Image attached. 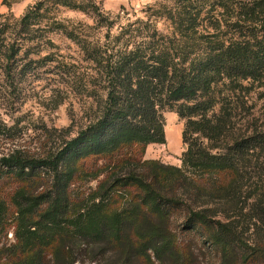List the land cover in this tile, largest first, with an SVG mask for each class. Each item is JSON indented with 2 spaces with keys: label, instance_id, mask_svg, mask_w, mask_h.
I'll list each match as a JSON object with an SVG mask.
<instances>
[{
  "label": "trees",
  "instance_id": "1",
  "mask_svg": "<svg viewBox=\"0 0 264 264\" xmlns=\"http://www.w3.org/2000/svg\"><path fill=\"white\" fill-rule=\"evenodd\" d=\"M62 8L91 14L103 37L70 29L56 17ZM7 20L0 14L5 75L22 52L52 46L38 36L43 23L79 45L90 67L68 74L88 101L77 135L44 157H0V183L15 186L0 215L10 198L23 249L6 264H72L80 242L114 264H152L148 250L159 264H182L173 233L182 213L221 264H264V0H184L125 22L95 0H41L16 25ZM165 112L185 121L182 167L144 159L166 141ZM13 130L3 124L0 135L11 140Z\"/></svg>",
  "mask_w": 264,
  "mask_h": 264
},
{
  "label": "rangeland",
  "instance_id": "2",
  "mask_svg": "<svg viewBox=\"0 0 264 264\" xmlns=\"http://www.w3.org/2000/svg\"><path fill=\"white\" fill-rule=\"evenodd\" d=\"M39 1L41 0H0V14L7 17L9 25L14 26L25 15L28 8ZM183 1L95 0L105 15L114 19L119 14L123 17V22L127 18L131 20L146 19V11L150 7L154 9H159L161 6L172 7ZM56 17L65 22L70 29L75 28L78 32L84 31L91 35L92 40L102 38L105 33V30L96 28L94 17L91 14L62 8L58 10ZM157 24L161 32H169V23L166 20L159 19ZM46 25L43 23L42 26L36 27L40 29L38 36L50 40L52 46L41 47V51L31 49L32 52L28 51L27 54L22 52L16 58L17 62L12 64L11 75H5L0 71V127L6 124L8 127L14 128L10 133L11 140L0 135V157L14 150L23 151L29 156L44 157L65 138L75 137L85 125L83 117L88 101L84 94L76 95L74 93L76 88L68 74L75 69L81 72L86 71L90 64L84 61L79 45L57 32L52 24L47 26L48 28H45ZM116 32V28H113V33ZM29 47H32V44ZM48 55L50 56L49 60L31 66L35 70L31 69L29 73L22 76L21 69L30 60H39ZM263 105L264 101L258 102L256 110H261ZM164 121L165 143L148 146L144 159L182 167V156L187 150L182 137L185 121L181 120L174 112H165ZM96 185L97 183L94 182L91 185L83 186L86 195L91 191L90 187H96ZM14 187L12 181L6 180L0 183V199L12 193ZM6 201L7 209L3 215H0V264L17 259L23 253L21 243L15 238L17 225L15 212L17 209L11 203L10 198ZM124 201V196L114 198L110 203V209L121 207ZM183 217L182 213L176 215L173 220V233L179 244L180 254L183 252L186 254L182 264H221L218 253L212 249L210 244H206L205 240L200 238V233L185 229L182 223ZM71 251L73 252L72 264L112 263L108 259V255H104L96 249H85L81 242ZM146 253L150 256L152 264H159L152 250H148ZM45 259L47 262L51 260V256H47ZM134 264H141V262L138 261Z\"/></svg>",
  "mask_w": 264,
  "mask_h": 264
}]
</instances>
